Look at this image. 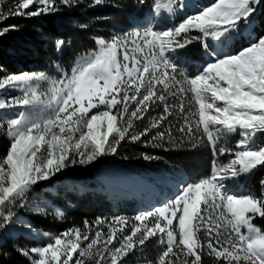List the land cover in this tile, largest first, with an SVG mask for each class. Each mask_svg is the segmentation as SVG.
<instances>
[{"label": "rangeland", "instance_id": "374dc122", "mask_svg": "<svg viewBox=\"0 0 264 264\" xmlns=\"http://www.w3.org/2000/svg\"><path fill=\"white\" fill-rule=\"evenodd\" d=\"M186 4L155 0V14L145 9L137 18L139 30L99 42L70 72L56 64L49 73L0 81V138L10 143L0 162V236L21 230L24 214L58 219L66 207L57 203L59 195L90 194L110 204L83 230L57 238L32 231L43 242L33 264H153L143 255L146 241L154 239L165 255L173 249L194 255L196 231L221 236L218 256L264 264V233L253 226L264 193L245 185L264 164V38L229 55L236 39L251 35L248 15L257 0H218L190 11ZM199 43L208 62L192 59ZM179 54L198 68L190 84L216 150L212 177L194 185L181 174L142 173L106 152L118 133L111 113L116 95L137 103L134 93L149 87L148 100ZM98 115L114 123L102 147L86 136L87 123Z\"/></svg>", "mask_w": 264, "mask_h": 264}, {"label": "trees", "instance_id": "16d2710c", "mask_svg": "<svg viewBox=\"0 0 264 264\" xmlns=\"http://www.w3.org/2000/svg\"><path fill=\"white\" fill-rule=\"evenodd\" d=\"M26 1L0 0V81L22 74L49 73L56 64L70 72L79 58L97 50L99 42H113L139 30L137 18L143 17L145 9L154 12L155 2L46 0L26 7ZM216 1L187 0L185 7L190 11L198 4L206 9ZM256 6L257 10L248 15L254 21L251 35L236 39L229 55H236L264 38V0H257ZM250 7L254 9V4ZM162 20L169 22L164 17ZM185 59L180 54L170 58L169 67L162 71L163 84H156L148 100L144 98L149 87L134 93L137 103L126 100L123 94L116 95L111 113L118 133L108 139L106 152L111 161L142 173L181 174L187 185H194L212 177L217 160L216 150L201 127L190 84L198 75V68ZM192 59L207 61L201 43ZM9 150V141L0 138V162ZM219 161L226 163L224 159ZM245 185L259 194L264 193V164L253 171ZM59 197L57 203L66 207L58 219L22 214L23 228L0 236V264H33L34 250L43 242L32 231L57 238L70 231L83 230L98 220L102 212L107 213L100 206H110L106 200L97 202L90 194ZM253 226L264 233V206L261 216L253 220ZM195 239L194 255L181 249L165 255L163 247L154 239L146 241L143 255L153 264H253L218 256L216 252L222 251L221 236L196 231Z\"/></svg>", "mask_w": 264, "mask_h": 264}, {"label": "bare ground", "instance_id": "6f19581e", "mask_svg": "<svg viewBox=\"0 0 264 264\" xmlns=\"http://www.w3.org/2000/svg\"><path fill=\"white\" fill-rule=\"evenodd\" d=\"M113 127H114V123L112 121H109L106 117L100 115L94 116L87 123V130H86L87 139L91 143L95 144V146L102 147L106 139L110 136V132ZM125 191H127L128 195L132 193V191L131 192H128V190Z\"/></svg>", "mask_w": 264, "mask_h": 264}]
</instances>
